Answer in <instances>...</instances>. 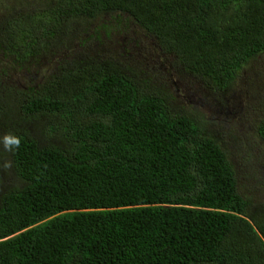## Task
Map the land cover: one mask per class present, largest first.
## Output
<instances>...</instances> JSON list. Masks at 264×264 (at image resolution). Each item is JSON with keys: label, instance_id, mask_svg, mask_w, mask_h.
I'll list each match as a JSON object with an SVG mask.
<instances>
[{"label": "trees", "instance_id": "trees-1", "mask_svg": "<svg viewBox=\"0 0 264 264\" xmlns=\"http://www.w3.org/2000/svg\"><path fill=\"white\" fill-rule=\"evenodd\" d=\"M12 2L0 53L28 66L57 55L59 72L22 93L29 123L7 154L20 185L0 172V264H264V206L238 192L221 143L172 96L97 54L73 57L101 44L103 17L123 16L210 92L225 91L264 55V0ZM43 115L56 121L30 124ZM256 132L264 143V121Z\"/></svg>", "mask_w": 264, "mask_h": 264}, {"label": "rangeland", "instance_id": "rangeland-1", "mask_svg": "<svg viewBox=\"0 0 264 264\" xmlns=\"http://www.w3.org/2000/svg\"><path fill=\"white\" fill-rule=\"evenodd\" d=\"M27 1L30 0H18L17 4ZM12 4V0H0V20L5 19L7 7ZM110 18L107 15L98 24L101 44L91 43L83 50H75L73 57L94 60L97 54L124 73L134 75L141 85L172 96L173 110L192 117L221 143L236 171L238 192L255 206H264V143L256 132L257 125L264 121V55L251 62L227 90L212 93L201 80L184 71L176 59L163 55L154 40L126 18L120 17L119 23ZM101 25L110 29L109 37L101 30ZM2 52L0 107L11 119L3 114L0 134L9 130L16 132L29 123L21 110L25 99L22 93L30 88L38 89L59 72L57 55H42L39 62L28 66ZM65 60L70 62L68 55ZM55 121L43 115L30 119V124L38 122L44 127ZM4 154L3 158L10 160L8 153ZM1 176L7 185H20L11 170L1 172Z\"/></svg>", "mask_w": 264, "mask_h": 264}, {"label": "clouds", "instance_id": "clouds-1", "mask_svg": "<svg viewBox=\"0 0 264 264\" xmlns=\"http://www.w3.org/2000/svg\"><path fill=\"white\" fill-rule=\"evenodd\" d=\"M23 143V137L16 132L9 130L0 134V153L15 154ZM13 167V162L0 156V172H9Z\"/></svg>", "mask_w": 264, "mask_h": 264}]
</instances>
